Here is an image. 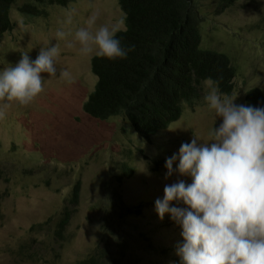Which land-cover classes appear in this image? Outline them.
Returning a JSON list of instances; mask_svg holds the SVG:
<instances>
[{"label":"rangeland","instance_id":"obj_1","mask_svg":"<svg viewBox=\"0 0 264 264\" xmlns=\"http://www.w3.org/2000/svg\"><path fill=\"white\" fill-rule=\"evenodd\" d=\"M29 1L16 0L10 10L12 29L0 36V71L15 66L24 53L34 61L41 48L57 45L60 55L56 76L41 74L44 92L28 106L12 103L0 120V264H76L105 245V121L82 110L96 83L90 70L95 55L82 56L78 45L68 44L93 13H99L97 26L105 24V0L47 4L40 8L45 15L26 17L17 8ZM194 3L201 48L226 55L235 68L228 96L245 105L249 90L264 95V0H236L222 11L219 0ZM69 14L71 24L66 23ZM122 15L117 0H106V24ZM57 30L72 35L60 40ZM63 70L71 73L72 83L60 78ZM207 92L205 82L198 99L182 104L180 118L149 142L121 117L106 121V220L113 224H106V237L109 243L121 236L129 241L124 264H181L177 250L184 243L182 227L169 213L160 219L155 202L163 200L166 185L192 182L176 171L178 158L167 176L166 160L178 157L181 144L194 138L198 144L208 142L210 131L222 123L204 100ZM127 167L132 173L124 178ZM76 182L79 200L70 206ZM119 203L137 207L139 214L120 216ZM174 206L187 207L176 201L169 205ZM65 210L71 217L57 237L56 224Z\"/></svg>","mask_w":264,"mask_h":264},{"label":"clouds","instance_id":"obj_2","mask_svg":"<svg viewBox=\"0 0 264 264\" xmlns=\"http://www.w3.org/2000/svg\"><path fill=\"white\" fill-rule=\"evenodd\" d=\"M98 18L93 13L68 47L78 45L85 57L125 58L131 49L121 46L117 33L126 30V16L97 26ZM66 23H72L70 14ZM69 35L70 30L55 33L60 40ZM59 55L57 45L41 48L34 61L24 53L15 66L0 71V120L12 103L28 106L44 92L41 74L56 76ZM60 78L73 82L67 70ZM206 85L204 100L222 123L210 131L208 142L198 144L194 138L181 144L178 157L166 160L167 176L178 158L176 171L192 182L166 185L163 200L155 202L156 212L160 219L169 213L182 227L181 264H264V108L236 105V97L222 94L211 78ZM173 201L187 207H169Z\"/></svg>","mask_w":264,"mask_h":264},{"label":"trees","instance_id":"obj_3","mask_svg":"<svg viewBox=\"0 0 264 264\" xmlns=\"http://www.w3.org/2000/svg\"><path fill=\"white\" fill-rule=\"evenodd\" d=\"M71 0H30L17 8L26 17H40L47 4L66 5ZM236 0H219L220 11ZM16 0H0V36L12 29L9 14ZM126 16V30L117 33L123 48L131 49L125 58L106 59V121L121 117L142 140L152 137L182 114V104L198 99V90L209 78L222 94L233 90L235 68L221 53L201 48L200 18L194 0H117ZM91 73L96 77L93 91L82 105L92 119L105 121V58L93 56ZM245 106L264 108V95L249 90ZM132 170L123 168L124 178ZM80 183L76 182L70 206L79 200ZM122 217L137 215V207L117 206ZM1 209V208H0ZM135 210V211H134ZM2 217L0 211V218ZM71 217L65 210L56 224L55 235L61 237ZM110 223V218L106 220ZM105 226V222H104ZM111 227V226H110ZM112 229V228H111ZM122 237V236H121ZM119 237L109 243L106 237V264H124L130 243ZM105 242V237L102 239ZM95 255L76 264H105V245Z\"/></svg>","mask_w":264,"mask_h":264}]
</instances>
